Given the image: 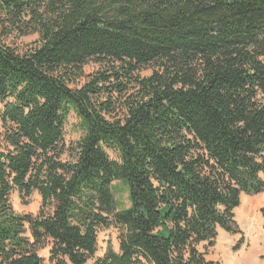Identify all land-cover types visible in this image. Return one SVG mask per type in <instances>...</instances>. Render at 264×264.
Masks as SVG:
<instances>
[{"label": "trees", "instance_id": "obj_1", "mask_svg": "<svg viewBox=\"0 0 264 264\" xmlns=\"http://www.w3.org/2000/svg\"><path fill=\"white\" fill-rule=\"evenodd\" d=\"M35 34L0 43V264H87L110 227L95 264H221L218 229L264 193V0H0V40Z\"/></svg>", "mask_w": 264, "mask_h": 264}, {"label": "rangeland", "instance_id": "obj_2", "mask_svg": "<svg viewBox=\"0 0 264 264\" xmlns=\"http://www.w3.org/2000/svg\"><path fill=\"white\" fill-rule=\"evenodd\" d=\"M39 42V35H31L27 37H17V36H11L10 38H1L0 43H3L11 48H13L18 53L24 54L33 47H35ZM102 70L101 66L91 61L88 65H86L83 69L84 76L79 81L80 85H83L87 82V80L90 78V76L94 75L96 72ZM153 73L152 68L146 69L142 76L147 77L150 76ZM3 108L2 105H0V110ZM2 128L0 126V133L2 132ZM81 130L79 126V120L75 116V114H70L66 125H65V144L68 147L73 146L75 143H77L81 137ZM112 159H115V156L113 154H110ZM66 160H69L70 157L66 156ZM116 187L119 189V193L116 192V198L117 200H120L123 202V205L125 207L129 206V202L127 199V192L124 186L121 183H116ZM10 203L13 208V210L16 213L19 214H31V215H37L40 207H41V197L37 191L33 192L30 197H28L26 200L23 199L21 193L18 190L12 191L10 195ZM249 233L244 236V232L241 230V233L236 236L235 241L233 242L234 245L231 247V249L225 251V247H228V244L223 242L220 244H217L214 246V248L210 249L208 251L209 258L220 260L222 264H232L231 260L236 258L235 251V245L239 242H246V238L249 239V246L248 253L254 252L256 249V245L258 244V239L255 236L257 234L256 230H249ZM221 241V239H220ZM242 245V246H243ZM111 246L115 252L119 251V241H118V230L114 227L110 228H102L100 229L98 233V250L93 259H91L87 264H95L96 261L99 258H102L108 247ZM260 248H258L254 253L252 258H248V260L245 262L244 258L247 257L246 255L240 256L237 259L236 264H259V261L262 259L263 261V249L262 245L260 244ZM241 249V248H240ZM40 255L48 260L49 259V249H46L40 253ZM235 255V257H234ZM249 256V255H248Z\"/></svg>", "mask_w": 264, "mask_h": 264}, {"label": "crops", "instance_id": "obj_3", "mask_svg": "<svg viewBox=\"0 0 264 264\" xmlns=\"http://www.w3.org/2000/svg\"><path fill=\"white\" fill-rule=\"evenodd\" d=\"M264 178V176H263ZM264 208V193L258 196H246L242 195L241 197V205L240 207L237 208L236 210V216H235V221L240 229L244 232V236L248 234L249 230H256L257 234L255 235L258 239V244L256 245L255 251L260 248V244L262 245V249L264 251V217L261 213V210ZM237 235H231L227 232H225L223 229L219 228L218 229V236L216 243H227L228 247H225V251L231 249V247L234 245V241L236 239ZM246 237V236H245ZM221 239V241H220ZM239 242V241H238ZM249 239L246 238V242L244 245L241 247L240 250L237 251L236 258L231 260L232 264L237 263V258L240 256L246 255L247 257L244 258V261L246 262L248 258L253 257V253L251 252L248 253V246H249ZM236 246V245H235ZM205 244H201L199 246V249L201 251H204ZM209 253L207 254L208 257ZM234 255V257H235ZM249 255V256H248ZM252 256V257H251ZM264 256V253H263ZM209 258V257H208ZM213 261H217L222 264L220 260L212 259L209 258ZM259 264H263L262 259L259 261Z\"/></svg>", "mask_w": 264, "mask_h": 264}]
</instances>
